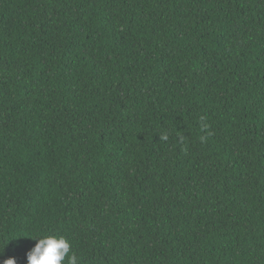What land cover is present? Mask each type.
<instances>
[{
    "label": "trees",
    "instance_id": "16d2710c",
    "mask_svg": "<svg viewBox=\"0 0 264 264\" xmlns=\"http://www.w3.org/2000/svg\"><path fill=\"white\" fill-rule=\"evenodd\" d=\"M45 235L264 264V0H0V259Z\"/></svg>",
    "mask_w": 264,
    "mask_h": 264
},
{
    "label": "clouds",
    "instance_id": "9594fccd",
    "mask_svg": "<svg viewBox=\"0 0 264 264\" xmlns=\"http://www.w3.org/2000/svg\"><path fill=\"white\" fill-rule=\"evenodd\" d=\"M34 245L25 252L26 264H80V257L72 251L71 242L64 236L45 235L32 238ZM19 247V240L15 241ZM4 253H0L3 257ZM0 264H18L15 256L0 259Z\"/></svg>",
    "mask_w": 264,
    "mask_h": 264
}]
</instances>
